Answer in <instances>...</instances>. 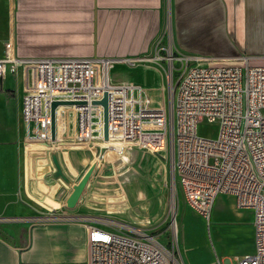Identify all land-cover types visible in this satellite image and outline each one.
<instances>
[{
	"label": "built area",
	"instance_id": "1",
	"mask_svg": "<svg viewBox=\"0 0 264 264\" xmlns=\"http://www.w3.org/2000/svg\"><path fill=\"white\" fill-rule=\"evenodd\" d=\"M165 35L150 57L120 62L154 65L174 83L171 127L167 108H151L144 88L110 81V62L118 60L20 59L7 45L0 80L21 68L20 118L29 143L39 146L54 142L58 131L71 146L104 142L103 108L94 102L106 94L108 141L125 147L118 155L138 148L159 153L171 144L174 184L187 204L208 223L220 195L230 196L236 210L250 211L254 250L236 257V264H264V66H252L245 58L233 65H193L173 50ZM53 102L71 103L59 106V115V107L55 110L54 141ZM204 120L217 122L214 136L198 134ZM92 222L87 227L89 264H184L168 230Z\"/></svg>",
	"mask_w": 264,
	"mask_h": 264
},
{
	"label": "crops",
	"instance_id": "2",
	"mask_svg": "<svg viewBox=\"0 0 264 264\" xmlns=\"http://www.w3.org/2000/svg\"><path fill=\"white\" fill-rule=\"evenodd\" d=\"M163 34L173 50L193 65H233L245 58L252 66H264V0H0V59L7 45L20 59L111 57L107 59L121 61L150 57ZM129 82L141 86L138 76H130ZM162 84L161 78L153 86L141 87L158 92L163 99ZM23 96L20 68L15 75L0 80V264H89L87 227L95 225L93 217L62 214L46 203L44 193L30 188V181L34 186L45 185L51 172L64 178L55 152L63 151L62 159L71 170L73 155L69 151L74 147L59 144V131L56 141L46 148L29 143L20 118ZM61 110L57 109L58 115ZM103 145L109 147V141ZM149 170V192L155 194L162 179L153 167ZM78 192V188L72 192L69 207ZM224 196L216 198L213 210L216 201L229 202ZM147 201L138 214L130 212L126 217L109 219L148 228L143 225L163 218L165 202L162 196ZM97 207L103 208V217L129 213ZM176 211L178 214V208ZM245 212L251 218L250 252L245 253L247 249L235 254L233 262L218 258L221 264H236V257L253 253V216ZM214 215L215 219L226 220L222 209L215 208ZM234 217L236 222L229 221L233 226L246 225L245 213H235ZM189 228V236L200 235L193 222ZM218 260L213 263L218 264ZM186 263L199 264L191 258Z\"/></svg>",
	"mask_w": 264,
	"mask_h": 264
},
{
	"label": "rangeland",
	"instance_id": "3",
	"mask_svg": "<svg viewBox=\"0 0 264 264\" xmlns=\"http://www.w3.org/2000/svg\"><path fill=\"white\" fill-rule=\"evenodd\" d=\"M113 58L115 59V57ZM108 75L113 84H116V82L127 83L130 76H138L139 84L143 87H148L150 83L153 86L162 78L163 99L158 92L147 90L148 88L144 89L151 101L150 107L167 108L168 110L169 94H171L173 101L174 83L172 84L171 81H168L161 69L154 65L128 66L120 61H111ZM217 127V122L210 124L205 120L201 121L197 127L198 134L204 137H212L215 135ZM59 144L67 143L60 139ZM65 146L71 147L69 144ZM114 146L117 145L112 141H109V147L104 146L103 142L72 146L74 147L73 149L77 150V152L73 149L69 151L74 156L71 157L73 172L62 159L61 154L63 151L58 150L55 152V156L64 178L56 177L51 172L44 180L45 185L34 186L30 181V188L39 190L40 194L44 193L46 195V203L53 208H59L58 210L62 214H83L93 217L94 221L105 223H113L116 220L109 218L126 217L130 212L138 214L144 203H146L145 201L149 199L147 202H152V199L156 196H162L165 202L163 218H160L155 224L147 223L143 226L153 228L157 232H163L164 230H168L169 233L172 232L173 241L178 246L185 264H187V258H191L192 261L199 264H214V259L218 260V258H221L222 261L225 258H229L233 262L235 254L244 253L242 251L247 249L248 251L245 253L250 252L249 244L252 235L250 215L245 211L237 212L233 208V199L230 196H224L229 199V202L216 201L214 206V210L215 208L222 209L223 217H226L228 221L215 219L214 210L212 209L209 223H206L187 204L178 186H175L174 197L171 196L170 161L172 158L170 145L159 153H152L146 149L138 148L132 155L128 153L118 155L119 152L116 149L111 152ZM35 147L46 148L47 146ZM72 151L75 152V155ZM106 154L107 156H105ZM100 159H102V163L99 162ZM51 164L53 165L52 162ZM149 167H153L156 176L162 179V181H158L160 190L155 194L149 192ZM76 188H78L79 195L78 197L76 196V200H73V206L69 207L68 203L72 192H75ZM57 201L59 206L56 205ZM97 206H103L107 209H125L129 213L121 214L118 212L114 216L105 215L103 217L100 216L103 213V208L101 209ZM147 207L149 208V205ZM177 208L179 218H177L176 222L178 228L176 233L172 225ZM185 211H188V214ZM233 213L246 214V225L244 227L238 228L229 222L237 221ZM192 222L201 230L199 236H189V227ZM224 235H226L225 239H223Z\"/></svg>",
	"mask_w": 264,
	"mask_h": 264
},
{
	"label": "water",
	"instance_id": "4",
	"mask_svg": "<svg viewBox=\"0 0 264 264\" xmlns=\"http://www.w3.org/2000/svg\"><path fill=\"white\" fill-rule=\"evenodd\" d=\"M169 103H168V116H169V122L171 127V118H172V96L169 94ZM71 104L70 102H53L51 104V140H55V110L57 107L61 105H68ZM96 105H100L103 108V140L104 142H108V114H107V95L104 94L103 99L99 102H94ZM171 143V142H170ZM171 146V144H170ZM171 177V196L174 197V191H175V184H174V177H173V171L170 173ZM174 188V189H173Z\"/></svg>",
	"mask_w": 264,
	"mask_h": 264
},
{
	"label": "bare ground",
	"instance_id": "5",
	"mask_svg": "<svg viewBox=\"0 0 264 264\" xmlns=\"http://www.w3.org/2000/svg\"><path fill=\"white\" fill-rule=\"evenodd\" d=\"M56 141V140H55ZM54 141V142H55ZM107 144V143H106ZM117 146H114L113 148H114V150L116 149V151L117 152H119V153H122L123 154V152L125 151L124 150V145H122V144H118V143H115ZM118 153V154H119ZM174 205V204H173ZM175 218H174V221H173V230H174V232H176L177 233V230H178V228H177V225H176V222H177V218H178V214H177V211L175 212V216H174Z\"/></svg>",
	"mask_w": 264,
	"mask_h": 264
}]
</instances>
